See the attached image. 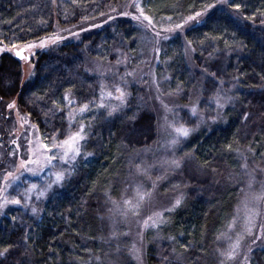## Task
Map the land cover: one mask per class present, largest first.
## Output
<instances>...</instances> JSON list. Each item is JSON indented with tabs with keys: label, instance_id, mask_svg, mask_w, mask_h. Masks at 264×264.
I'll return each instance as SVG.
<instances>
[{
	"label": "trees",
	"instance_id": "trees-1",
	"mask_svg": "<svg viewBox=\"0 0 264 264\" xmlns=\"http://www.w3.org/2000/svg\"><path fill=\"white\" fill-rule=\"evenodd\" d=\"M125 2L0 0V45L7 49L54 36L56 29L109 18L78 41L50 43L29 60L20 59L15 49L0 54V104L15 100L17 112L35 128L43 146L53 150L52 136L62 142L81 124L87 136L80 141L75 169L65 172L63 182L44 200L6 207L0 251L13 247L0 260L137 264L131 256L134 237L126 233L125 217L108 212L107 197L119 201L135 195L136 185L150 190L157 184L160 194L181 192L182 200L164 214L158 228L143 231L142 264H167L165 256L171 264H220L228 237L235 240L244 233L246 202L259 214L253 235L244 239L261 238L251 243L250 251L244 245L243 253L248 264H264V223L257 233L264 201L253 199L264 191V0H231L233 6L223 0H140L151 28L126 17L110 21L112 9ZM207 4L215 7L205 10ZM189 16L195 19L184 23ZM177 23L183 27L176 29ZM169 28L173 31H165ZM157 32L168 39L158 40ZM154 47L152 91L138 71L150 67ZM95 65L109 70L96 73ZM116 87L124 92L122 100ZM149 92L159 100L153 102ZM217 92L232 98L223 108H217ZM84 104L89 108L81 112ZM164 106L172 110L168 114L175 127L191 130L176 145L168 136L159 140ZM245 157L246 171L241 167ZM174 158L180 160L179 168L171 164ZM250 176L255 178L251 188ZM25 239L26 249L16 247Z\"/></svg>",
	"mask_w": 264,
	"mask_h": 264
},
{
	"label": "rangeland",
	"instance_id": "rangeland-1",
	"mask_svg": "<svg viewBox=\"0 0 264 264\" xmlns=\"http://www.w3.org/2000/svg\"><path fill=\"white\" fill-rule=\"evenodd\" d=\"M59 2H66L67 0H58ZM140 3V0H138ZM133 3V0H126V2L119 7L118 10L115 12H112L110 15V21H112L115 18L118 17H126L132 19V16H138L139 12L134 6H130ZM224 3V2H223ZM222 5V4H221ZM127 11L129 15L125 16L121 13ZM109 19V18H107ZM107 19L105 21H102L101 23L98 22V24L92 25L93 28H99L103 26ZM138 24L141 26H146L147 28H151L152 25H148V22L143 20V17L140 18V20H136ZM89 26H83V27H72L68 29H56L55 35H58L62 37V39L56 40L54 43L49 40L48 44H58L63 41H78L80 36L86 32V30H90L92 27ZM53 37V36H51ZM164 35H159L158 40L161 38L164 39ZM48 38L44 40H48ZM40 42V41H39ZM39 42H36V44H39ZM24 48L27 52V54L30 57H33L34 54L38 50H42L43 48L35 47V48H27V47H21ZM20 49V48H17ZM16 50V49H15ZM8 49H6L4 46L0 45V54L7 52ZM157 47L153 48L152 51V64L148 68H142L140 71H138V75H144L146 76V79L148 78L151 86V90L154 91V80L152 75V68L156 64L155 55L158 54ZM25 62V61H24ZM30 67L27 65L24 67V76L23 79L26 80V72H28V69ZM27 70V71H26ZM92 70L94 72H100L105 73L109 70L106 66H99L95 65ZM137 74V72H135ZM147 88L149 89V86L146 84ZM150 90V89H149ZM152 95L153 102L158 101L159 99L154 97V93L149 92V96ZM165 107V106H164ZM166 111L163 115V117L160 118L158 124H157V131H159L160 135V142L165 140L166 136L172 140V138L177 137L178 133L174 130L173 127H169L170 124H173L171 121L170 114L168 112L171 110L167 107H165ZM172 111V110H171ZM170 111V112H171ZM35 128L30 126L26 119L20 116V114L17 112L16 108L14 109H8L6 104H0V204L4 205L2 208H0V219L3 216V212L6 209L7 206L11 207H19L25 204H31V201H41L46 198L48 191L45 195L40 196L39 199L37 198L39 195V190L46 185L50 180H53L54 173L61 171L64 168H67L66 165H62L60 161L54 160L51 162L52 165H55L56 167H49L45 165L44 157L46 155H51L53 153H61L65 151L64 148H54L51 153L47 152L46 149L43 147L39 140V136L36 134ZM179 138H184L183 136H179ZM80 143V142H79ZM157 148V147H156ZM29 161L31 160L32 163H26V168H30L33 171H26L25 169H20L18 171L20 162ZM41 168L43 170L41 171ZM11 172L13 173V176L8 177L7 174ZM35 172V174H33ZM18 176L19 179H14V177ZM7 177V179H6ZM32 185H36V190H33L31 192L26 193V190L31 188ZM60 184H53V187H57ZM153 185L155 187L153 188ZM157 184L151 185V198L149 200H146L144 203H142L139 215L132 216V217H125V227H126V233L128 232L131 234V236L134 237V243H132L131 248V256L132 258H135L137 261V264H142V258H144V250H143V244H142V236L143 231L147 229H151L152 227L145 228L143 226V221L147 219L149 216L153 215L155 212H162L166 208H171L174 204L175 200L177 198H181V192H176V194H160L157 190ZM11 194V198L20 199L21 203L19 205L17 204H10L5 203V200L8 199V194ZM25 194L30 197L28 199L25 198ZM166 212H164L165 214ZM264 214V211H263ZM262 214V223L260 225V228H258V235L261 234L263 230L262 224L264 223V215ZM259 219V218H258ZM127 221V222H126ZM244 221H246V217L244 218ZM260 221V222H261ZM258 223V220L256 217H254L253 223ZM149 224H151V221H149ZM153 229V228H152ZM252 238L246 237L242 241V247L245 245L247 250L253 246L251 245ZM133 245L136 246V248L142 249L143 254L141 255L140 259H136L135 253L133 251ZM240 249V255L237 256L235 261H232L230 264H241V260L243 258L244 248Z\"/></svg>",
	"mask_w": 264,
	"mask_h": 264
},
{
	"label": "snow or ice",
	"instance_id": "snow-or-ice-1",
	"mask_svg": "<svg viewBox=\"0 0 264 264\" xmlns=\"http://www.w3.org/2000/svg\"><path fill=\"white\" fill-rule=\"evenodd\" d=\"M223 2L225 4H228L229 6H233L231 4V0H223ZM130 6H134L137 11L139 12L138 16H132V19L134 20H140L141 17H143V20L148 22V25H152V20L145 15L144 13V9L141 7L140 3L138 2V0H133V3ZM205 10H207L208 8H213L215 7L214 4H207L204 6ZM235 9L237 11H239L240 9V5L239 4H235L234 5ZM112 11H116L115 8L112 9ZM122 15H129V13L127 11L121 13ZM196 16H200L202 15L201 12H196L195 14ZM169 19H171V17H169ZM195 19V17L193 16H189L187 17V19H185L184 23H187L188 20H192ZM199 22V21H197ZM154 27V26H153ZM183 27V24H179L177 23L175 25L176 29H181ZM165 31H173V29L169 28L166 29ZM157 36L160 35L159 32L156 33ZM62 39V37L58 36V35H54L53 37H49L48 40H41L39 42V44L36 43H29L26 45L27 48L31 49V48H35V47H40V48H44L47 46L49 40H51L53 43L56 40ZM164 39H168L167 36L164 37ZM189 44H191V41L188 42ZM0 44H3V41H0ZM7 49V45L4 46ZM18 46L16 44H12L11 45V49H16ZM8 49V50H11ZM16 55L18 57H20V59H28L27 57H24L21 55L20 51L16 52ZM204 72H207L209 75L215 77L216 76V72H210L207 68L203 69ZM34 73L29 72V76L33 75ZM128 75H131V73H128ZM223 83V81H221V84ZM103 89H104V85H101V99H103ZM116 92L120 93V96L117 97V99H123L124 96V92L121 90V88L116 87L115 88ZM109 96H111V93H108ZM65 99H67V97H65ZM232 98L228 97L226 95L221 94L220 92H217L216 94V104H217V108H223L224 104L228 101H230ZM0 101H4V97L0 96ZM6 106L8 109H14L16 108V101L12 100L10 102H6ZM99 107H105L104 104H100ZM167 107V106H165ZM89 105L88 104H84L81 108L80 111L83 112L85 110H88ZM112 111H115V108H112L109 111V115L112 114ZM192 114L195 115L196 114V107L195 105L192 108ZM219 115V114H218ZM248 113L244 114V120L247 121L248 120ZM90 127V126H89ZM169 127H173L174 130L178 133L177 137L172 138V140L170 141V143L172 145H176L178 144L179 141V136H183V137H187L189 135V132L191 131L190 129L180 126V127H175L174 124H170ZM55 131V130H54ZM87 136H86V127L85 125L81 124L80 127L78 128V130H76L74 133L68 135V137L66 139H64L62 142H57L56 137L52 136V147L53 148H64L66 149L65 151L61 152V153H53L51 155H46L44 157V162L46 166L49 167H56L55 165H52L51 162L54 160H58L61 162L62 165H66L67 168L62 169L61 171H58L56 173H54V179L50 180L46 185H44L40 190H39V195H38V199L40 196L45 195L48 191H50L53 187V184H61L63 182V180L65 179V172H67L69 175L71 174V171H73L75 169V162H76V158L79 157L81 155V145H80V141L86 140ZM47 152L51 153L52 152V148H49L48 145H44L43 146ZM229 148L231 149V145H229ZM88 155H91V153H88ZM26 163H32L31 160L29 161H24L22 160L20 162L18 171L20 169H25L26 171H33L30 168H26ZM171 164L175 167V168H179L181 166L180 164V160L179 159H173L171 161ZM242 169H244L245 171L248 168V164H247V158H244V163L241 165ZM138 171H139V166H137ZM43 170V168H41V171ZM35 174V172L33 173ZM8 177L13 176V173L9 172L7 174ZM7 179V177H6ZM14 179H19L18 176L14 177ZM254 177L250 176V181H249V188H251L252 186V181L254 180ZM155 187V185H153V188ZM37 186L36 185H32L31 188L26 190V193L31 192L33 190H36ZM151 191L147 190V189H143L140 185H136L135 186V195L128 197V196H124L122 197L119 201L114 200L111 198V196H108L107 199L109 201V203L111 204V207L108 208V212L112 213V214H118L120 216L123 217H127L129 214L133 215V216H137L139 215V209L142 205V203H144L146 200H149L151 198ZM25 198L28 199L30 197H28L25 194ZM254 201H264V191L260 192L258 195H255L253 197ZM181 200L182 198H177L174 202V204L172 205L171 208H166L164 209L162 212H155L153 213V215L149 216L147 219H145L143 221V226L145 228L147 227H152V228H158L161 224H163L165 222V217H164V212H171L174 208L178 207L181 204ZM5 203H10V204H17L19 205L21 203L20 199H16V198H10V199H6ZM4 205L0 204V208H2ZM28 205L25 204L24 207H27ZM245 208L247 209L248 215L246 216V227L244 229V233L237 235L235 240H232L231 237H228L229 239V244L227 246L226 249L221 250L219 252V255L221 257H223V259L220 261V264H225V261H235L237 256L240 255V249L242 247V241L244 239V235H253L252 233V226H253V221H254V217L257 216L259 214L258 210L255 207H249L248 203H245ZM33 215H36L38 212V209L36 207H33L31 209ZM15 219V218H13ZM149 221H151V224H149ZM229 228H232V225H229ZM261 237H254V239L252 240V243L256 242V239H260ZM174 239V238H173ZM219 239V237H218ZM27 246V239H25L23 241L22 244L17 245L16 247H24L26 249ZM13 247L12 245H9L8 247H4L2 251H0V258L2 257H6V254L9 253V249ZM251 249L249 248L248 251H250ZM133 251L135 253L136 259H140L141 255H142V249L140 248H136L135 245H133ZM165 262H167V264H171V260L169 257L165 256L162 258ZM0 264H3V260H0ZM20 264H25L24 260L20 261ZM241 264H248V256L245 253L243 255V258L241 260Z\"/></svg>",
	"mask_w": 264,
	"mask_h": 264
},
{
	"label": "water",
	"instance_id": "water-1",
	"mask_svg": "<svg viewBox=\"0 0 264 264\" xmlns=\"http://www.w3.org/2000/svg\"><path fill=\"white\" fill-rule=\"evenodd\" d=\"M17 51H20L21 55L24 56V57H27L28 58L27 60H29V55L27 54V52H26V50L24 48L16 49V50L13 51V53L16 55Z\"/></svg>",
	"mask_w": 264,
	"mask_h": 264
}]
</instances>
